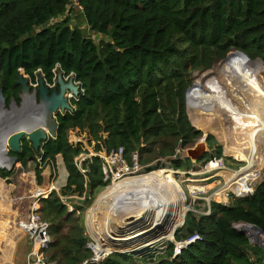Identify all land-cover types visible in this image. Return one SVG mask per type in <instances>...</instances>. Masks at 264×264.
<instances>
[{"label":"trees","instance_id":"1","mask_svg":"<svg viewBox=\"0 0 264 264\" xmlns=\"http://www.w3.org/2000/svg\"><path fill=\"white\" fill-rule=\"evenodd\" d=\"M78 2L83 13L77 16L100 36L97 42L84 34L82 21L72 27L70 18L63 17L69 0H0V89L6 100L11 96L18 100L16 81L22 73L31 78L43 73L51 81L52 69L58 66L78 82L72 111L58 114L56 137L44 144L40 154L42 162H53L61 155L68 176L60 194L90 196L106 185L98 156L83 161L85 173L77 168L74 158L81 147L67 139L73 129L86 131L97 151L101 145L106 151L121 146L127 160L137 151L142 163L167 157L173 169L190 166L189 158L170 156L177 146L191 144L201 134L191 126L185 110L186 96L192 90L191 73L209 68L215 58L232 50L240 53L230 52L221 61L229 63L240 55L251 63L256 62L249 58L255 57L264 62V0ZM195 86L189 109L193 125L215 107L220 96L210 71L196 73ZM206 141L210 148L217 143L211 135ZM213 151L216 157L222 156L221 146ZM30 154L25 141L18 154L22 166ZM161 167L165 164L158 160L146 172ZM9 173L0 169L2 177ZM35 173L41 182V169ZM184 202L185 198L181 203L185 206ZM39 203L49 223V258L56 264H82L89 259L92 251L77 215L79 208L69 211L55 190L39 198ZM240 223L257 226L264 233V179L252 193L230 204L212 201L208 215L188 213L175 239L185 240L194 233L201 238L181 248L179 254L172 255L173 243L168 241L158 252H141L136 257L131 252L112 253L99 264H140L138 260L264 264V249L235 228Z\"/></svg>","mask_w":264,"mask_h":264},{"label":"bare ground","instance_id":"2","mask_svg":"<svg viewBox=\"0 0 264 264\" xmlns=\"http://www.w3.org/2000/svg\"><path fill=\"white\" fill-rule=\"evenodd\" d=\"M231 60H234L231 65L218 60L220 62L217 61L213 68L215 82L220 90L215 107L219 103L224 111L221 122L217 123V119L208 113L197 121L196 126L203 135L212 133L222 144L225 155L236 156L238 161L246 165L232 170L223 163L212 162L207 168L219 170L218 175L223 181L189 187V191L194 194L206 193L218 185L206 199L213 198L223 203L227 200L226 192L243 196L250 191V183L260 176L264 166V81L259 73L263 63L253 64L240 55L233 56ZM7 119L0 117V123ZM2 139L3 136H0V141ZM0 156L5 160V150ZM174 173L162 167L128 175L114 180L97 195L84 214L96 255L113 250L131 252L163 239H172L188 211L186 206L180 204L182 198L175 188L176 183L166 180ZM54 188H57L55 184L41 188L36 186L34 196H47V192ZM182 197L186 198L184 194ZM110 203L113 206L110 207ZM130 217L135 219L131 221ZM239 229L244 230L252 241L264 245V236L252 225L242 224ZM12 240L11 237L8 244L0 240V248L3 243H6V247L10 246Z\"/></svg>","mask_w":264,"mask_h":264},{"label":"rangeland","instance_id":"3","mask_svg":"<svg viewBox=\"0 0 264 264\" xmlns=\"http://www.w3.org/2000/svg\"><path fill=\"white\" fill-rule=\"evenodd\" d=\"M82 24H84V23H82ZM76 25L77 24H71L72 27H74ZM80 28L83 30L84 34L93 38L96 42L100 39L99 38L100 36L92 33L86 24L81 25ZM229 52H235V51L232 50ZM254 59H256V57L255 58H249V60H252V61ZM232 61H234V60H230L229 63L222 62V64L231 65L233 63ZM218 62H220V61H218ZM213 63H214V61H213ZM213 63L209 68L195 70L191 73L192 90L188 93V96H186L187 97V106L185 104V110H187L186 111L187 118H188L189 109H190V99H191V96L194 95V92L196 90L195 80H194L195 77L194 76L197 72L210 69L209 71L212 74L213 82H214L215 77L213 74V72H214L213 68H214L215 63L214 64ZM253 64H255V63H253ZM259 73L261 74L262 79L264 81V62H263L262 66L259 70ZM208 113H211L213 115V117H215L217 119V121H218L217 123H220L222 120L221 116L224 113V111H223V109H221V106L218 103V107L217 108L212 107ZM201 117L202 116H200L197 120H195V122H194L195 126H196L197 121ZM196 128H197V126H196ZM204 135L201 132L200 136L193 143L187 144L186 146H184L183 147L184 150L181 151L178 155H176L177 158H183V159L188 158L187 157L188 156L187 150L193 148L199 141H203ZM209 135L214 137L215 141L217 142L216 145L221 146V155H222L221 157H216L214 155L213 149L215 148L216 145H212L213 146L212 148L209 147V145L206 141V139ZM105 136H106V134H104V137ZM89 138L90 137L86 131H81L79 129L69 130L67 133L68 142L70 144L80 146L81 150H82L81 154L84 157H86V159L93 156V154H97V156L103 154V152L105 150L104 147L101 145V147H102L101 150L97 151L95 149L94 141L90 140ZM203 142L205 143L206 151L203 153V155L199 159L189 158L191 160V165L188 167L186 165H184L180 169H173V167H171V163L168 161V159H165L167 157L152 158L150 161L144 162V163H142L140 161L143 166H155L159 160L160 162H164L166 168H169L173 172H175L174 175L168 176L167 179L166 178H164V179H166L169 182H175L176 183L175 188L178 191L179 197L182 198V200L185 198V197L184 198L182 197V194H184L186 196L184 204L188 208V211L186 212L185 220H186L187 214L190 212H192L195 216L201 215L204 212H206V210L209 207V203H211L212 201L222 203V204H230L234 199L244 197V196L250 194V193H248V194L241 196V195H235L234 193H231V192H226L227 200L224 203L217 201L213 198L206 199V197H208V195L215 188L218 187V185H217L215 188L210 189L206 193L198 194V196H200L201 198H197V197L194 198L191 196V193H189L190 192L189 191L190 186H200V185H204V184L216 181V180H218L220 182L223 181L222 177L218 175L219 170H217V169L212 170V169L207 168V162L211 158L215 157L217 160L221 159V162L224 164V166L226 168L232 169V170H238L241 167L246 165L245 162L238 161L236 156L225 155L224 148H223L222 144L218 141V139H216V137L213 134L208 132L206 135V138ZM143 146H144V144H143ZM174 153H175V151H174ZM206 154H208L209 156L206 157ZM176 156L173 157V155H172V156H170V158H176ZM35 157H36V159L27 162L26 165L19 166V164H18V166H16L13 170L10 171V174L7 177L0 176V201H1L0 202V231H2V229L4 228L2 218L10 219V225L12 226V228L9 230L10 231L9 236L13 238V240L10 243V246L6 247V243H3L1 245V248H0V264H27V258H28V254H29L30 249H31V244L27 240V238L19 231V229L17 228L16 222L19 219H21L22 217H24L29 212L30 208L33 206V203L35 201H37V203L39 204V207H40V203H39L40 196H34L33 188L36 186L38 188H41V187L46 186L47 184H55L57 189H54V190L56 192L58 191V193L60 194L59 185L62 183V180L64 179L65 174H66L61 155L58 154L55 157L53 162H50V161L42 162V160H40L39 154L36 155ZM143 157H146V155H144ZM76 158H78V156ZM76 158L74 159L75 161H76ZM139 160H140V157H139ZM36 168L41 169V174H40L41 178H42L41 182H38L37 175L35 173ZM201 170H203V171H201ZM143 171H146V169ZM263 179H264V166L262 168L260 176L257 179H255L254 181H252V183H250L251 193H252L255 185ZM110 183L111 182L109 180L106 182V185H104L103 187L96 188L90 196L81 195L80 196L81 199L80 198H78V199L73 198V199H75L74 200V204H75L74 207L79 208V212H80L79 219H80V222L83 226H84V214H85L87 208L93 203V201L95 200L97 195L102 190H104L105 187L108 186V184H110ZM51 190H53V189H51ZM182 190L184 193H182ZM76 195L77 194H74V196H76ZM41 197L44 198L45 196H41ZM181 205H183V204H181ZM113 208H115V207H113ZM184 223H185V221H184ZM242 224L243 223L236 224L235 228L239 229V226ZM183 227H184V224L182 226H180L179 228H177L175 233L180 232L183 229ZM84 230H85L86 236L88 237L87 244H90L93 241L91 239L89 232L85 228V226H84ZM13 235H15V237ZM248 238H249L251 243L259 245V243H258L259 241H256V240L252 241L249 236H248ZM174 239H175V237H174ZM181 241H183V240H181ZM181 241H178V242H181ZM167 242H168L167 239H163V240H161V241H159V242H157L151 246H147V247L138 249V250L131 252V253H135L134 256L136 257L141 252H146V251H147L146 253L158 252V250L161 249V247H166ZM8 248H10V249H8ZM174 248H175V244L173 243V250H174ZM126 253H128V252H126ZM155 254H157V253H155ZM138 262L140 264H151L153 262V260H149L146 262L138 260Z\"/></svg>","mask_w":264,"mask_h":264},{"label":"water","instance_id":"4","mask_svg":"<svg viewBox=\"0 0 264 264\" xmlns=\"http://www.w3.org/2000/svg\"><path fill=\"white\" fill-rule=\"evenodd\" d=\"M229 53L230 52H228L226 56ZM225 57L215 58L214 63H216L218 60L224 59ZM253 61L258 64L263 63V61L260 58H256ZM41 78H42L41 75H39V79H40V85L38 87L39 103H36V90H33L31 93L28 92L29 86L27 85V78H24L22 74L18 75L16 81L17 84L21 86L20 96L23 99L21 105H18L15 99L11 97L10 109L8 110L6 108L5 97L2 93V90L0 89V117H2V119L8 118L7 121H2V123H0V136L4 137L5 135H8L7 143L5 146L6 152L4 156L6 160V164L0 165V169H5L7 171L11 170L12 165L16 160V156L13 155L7 156L6 153L8 150H10L13 153L19 152L21 146L20 141L22 140V138H26L27 141L31 143L32 148L34 150L39 149L41 140L48 138L47 133L51 138H55L58 123L54 116L57 115L58 113L63 114V112L72 111L73 109V107L71 106L68 100V97L65 95L66 91L72 92L73 95H78V85H75L73 83L72 77H69L68 80L65 81L63 78V72L58 69L56 74V83L58 85V91L56 89H53L50 95L47 94L48 90ZM185 104L187 106V97L185 100ZM24 120H28V121L31 120L29 126L25 125ZM188 120L190 121L189 116H188ZM191 126L194 127L196 131L200 133L202 132L194 125L191 124ZM206 135L207 134L203 136V141L205 140ZM203 141H199L193 148L187 150L188 158L199 159L203 155V153L206 151L205 143ZM0 153H2V150L0 151ZM134 219H135L134 217H130L131 221H133ZM138 219L139 218H137L136 220ZM184 221L185 218L183 220V224ZM84 226L87 229L85 222H84ZM252 226L254 227V229L257 230L258 233L264 236V233L259 227L254 225ZM239 230L242 233H245L244 230L242 229ZM174 235L175 232L173 233L172 239H168V241L174 243L175 247L180 248L182 246V241L181 242L176 241L174 239ZM259 245L264 249V245L260 243ZM126 252L113 250L107 254L126 253Z\"/></svg>","mask_w":264,"mask_h":264},{"label":"built area","instance_id":"5","mask_svg":"<svg viewBox=\"0 0 264 264\" xmlns=\"http://www.w3.org/2000/svg\"><path fill=\"white\" fill-rule=\"evenodd\" d=\"M81 13H83L82 6L79 4L78 0H69V5L63 17H69L71 21V19L77 17V15ZM57 71H58V66L52 69L53 78L52 81H50L51 83L55 82ZM36 74L37 73H35V77H34L35 79H37ZM22 75L24 77L27 76L26 74L23 73ZM69 77H72L73 83L75 85H78V82L75 80L74 75L72 73H70L69 75L63 74V78L65 81H67ZM48 85L51 86L52 84L48 83ZM65 95L68 97V100L77 99L76 97L77 95H73L72 92L70 91H66ZM183 150L184 148L181 145L177 146L173 157L178 155ZM124 154H125L124 149L123 147L120 146L111 149L109 151L104 150L103 154L98 156L99 158L103 159L101 164L103 181L107 182L110 180V182L112 183L114 180L121 179L128 175L140 174L146 172L143 170H145L148 166H143L141 164L139 160L140 156L137 151H133L130 153L129 160L126 159ZM77 156L78 158H76ZM77 156L75 157L76 161L74 160V162L77 168L79 169V171L81 173H85L86 169L83 168L82 163L86 159V157H84L81 153L78 154ZM93 156H97V154H93ZM212 162H217L219 164L222 163L221 159L217 160L215 157H213L210 160H208L207 165L211 164ZM212 170L214 169L212 168ZM248 193H251V190L248 191L246 194ZM198 194L200 193L199 192H196L194 194L191 193V196L194 195V198L196 197L201 198L200 196H198ZM59 197L63 202L66 200V195L59 194ZM66 205L69 211H72L74 209V207H72L71 205L69 204ZM209 208L210 205L206 210V212L203 213L204 215H208L210 213ZM77 213H79L78 210ZM16 225L19 231L27 238V240L31 244V249L27 258V264H56L53 260L49 258V255L47 253L51 243V236L49 233V223L43 219L39 211V204L37 203V201L33 203V206L30 208L29 212L16 222ZM200 238L201 237L197 233L190 235L189 237H187L185 240L182 241V246L180 248L177 247L174 248L172 255L175 256L179 254L181 248L185 247L187 244L191 242L199 240ZM92 244L93 242L87 244V247L92 251V256L89 259L85 260L82 264H86L88 262L99 264L100 262H102V260L105 257L109 255L107 253L96 255L95 251L93 250Z\"/></svg>","mask_w":264,"mask_h":264},{"label":"flooded vegetation","instance_id":"6","mask_svg":"<svg viewBox=\"0 0 264 264\" xmlns=\"http://www.w3.org/2000/svg\"><path fill=\"white\" fill-rule=\"evenodd\" d=\"M39 75H41V79H42V81H43V83H44V85L46 86V88H47V90H48V92H47V94L48 95H50L51 94V92H52V90L53 89H56L57 91H58V85H57V83H56V79H55V82H53V83H51L48 79H47V77L43 74V73H37L36 74V76H37V79H35V78H31L30 76H25L24 78H27V85L29 86V90H28V92L29 93H31L33 90H36V103H39V96H38V87H39V85H40V79H39ZM52 81V80H51ZM48 83H50V84H52L51 86H49L48 85ZM20 91H21V86L19 85V91H18V93H17V97H18V100H16L14 97V99H15V101L17 102V104L18 105H21V102H22V97L20 96ZM12 97V96H11ZM11 97L8 99V100H6V98H5V102H6V108L9 110L10 109V100H11ZM70 102H71V100H69ZM64 113V112H63ZM59 114V113H58ZM58 114L57 115H55L54 117H55V119H56V121H57V123H58ZM62 114V113H61ZM1 121V120H0ZM23 121V120H22ZM24 122H25V125L26 126H29V123L31 122V120H24ZM47 136H48V138H46V139H44V140H41L40 141V147H39V149L38 150H34L33 148H32V145H31V143L29 142V141H27V139L26 138H22V140L20 141V143H21V146H20V151L19 152H17V153H13V152H11L10 150H8L7 151V153H6V155L7 156H16V160L14 161V163H13V165H12V168H11V170H13L16 166H18V164H19V166H22V164H21V162L19 161V159H18V154L19 153H21V151H22V147H23V144H24V142L26 141L27 143H28V145L30 146V155H28L26 158H27V162H29V161H32V160H34V159H36V155H40L41 154V152H42V147L44 146V144L45 143H47L50 139H52L50 136H49V134L47 133ZM7 139H8V135H6L5 136V138L3 137V139L0 141V145H1V149H0V151L2 150V153H0V155H2L3 156V150H5V146H6V143H7ZM6 152V151H5ZM40 160H41V156H40ZM4 163H5V160H4V158H1V156H0V165H4ZM11 170H9V171H11ZM10 174V173H9ZM7 177V176H6ZM35 189V187L33 188V190Z\"/></svg>","mask_w":264,"mask_h":264},{"label":"crops","instance_id":"7","mask_svg":"<svg viewBox=\"0 0 264 264\" xmlns=\"http://www.w3.org/2000/svg\"><path fill=\"white\" fill-rule=\"evenodd\" d=\"M79 21H82L81 23H83L84 22V19H83V17H81L80 15L79 16H77V17H74L73 19H71V21L69 22L70 23V26H71V24H78V22ZM86 23H84V24H82V25H85ZM64 169H65V166H64ZM65 177H64V179L62 180V183L59 185V187H60V189L63 187V186H65V184H66V180H67V176H68V173H67V171H66V169H65ZM54 189H57V188H54ZM53 189V190H54ZM52 190H49L48 192H47V194L49 193V192H51ZM57 193H58V191H57ZM59 194V193H58ZM61 195V194H60ZM37 196H40V198H41V196H44L43 194H38ZM46 197V196H45ZM73 198H80L81 199V197L79 196L78 197V195H76V196H74V194H72V195H66V200L63 202V203H65V204H69V205H71L72 207H74V200L75 199H73ZM1 202V201H0ZM118 204H120V203H118ZM111 206H113L112 205V203H110V207ZM79 212V211H78ZM78 215L80 214V212L79 213H77ZM2 222H3V226H4V228L2 229V231H0V240H4V241H6V243L8 244L9 242H10V239H11V237L9 236L10 234V229L12 228V226L10 225V219H8V218H2ZM2 237V238H1Z\"/></svg>","mask_w":264,"mask_h":264}]
</instances>
